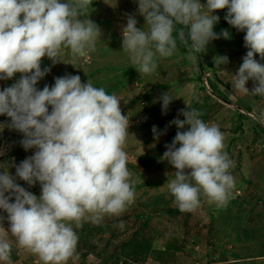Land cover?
<instances>
[{
	"label": "clouds",
	"instance_id": "9594fccd",
	"mask_svg": "<svg viewBox=\"0 0 264 264\" xmlns=\"http://www.w3.org/2000/svg\"><path fill=\"white\" fill-rule=\"evenodd\" d=\"M90 5L92 0H0V80L21 73L13 85L0 90V115L10 118L9 129L23 133L25 150L36 149L15 166V176L7 170L0 173V210L9 222L5 232V217L0 215V261L11 259L12 246L5 238L10 234L43 264H66L79 239L73 223L79 227L89 214L96 222L104 215L118 216L134 202L135 182L124 151L129 122L117 96L72 74L54 78L51 87H36L51 70L41 68L43 57L55 65L63 61L62 48L81 57L95 51L101 29L89 17L80 19ZM225 8L224 19L245 32L244 46L249 49L231 85L264 97V63L255 58L259 54L264 61V0H138L147 30L137 28L136 18L128 15L122 50L140 73L150 75L158 67L157 55L174 54L173 33L182 25L187 31L179 30L178 39L190 58L197 57L210 41L230 37L227 30L214 31L220 17L213 12ZM214 62L220 68L228 57L216 56ZM250 79L251 91L246 87ZM160 99L166 112L173 98L167 92ZM188 107L179 110L184 120L170 122L178 131L163 154L175 169L168 190L181 212L196 209L202 195L225 207L235 187L225 136ZM254 119L264 123V112ZM185 125L188 130H179ZM152 131L158 139L155 125ZM17 177L29 186L39 182L41 194L27 191L15 182Z\"/></svg>",
	"mask_w": 264,
	"mask_h": 264
},
{
	"label": "rangeland",
	"instance_id": "374dc122",
	"mask_svg": "<svg viewBox=\"0 0 264 264\" xmlns=\"http://www.w3.org/2000/svg\"><path fill=\"white\" fill-rule=\"evenodd\" d=\"M201 3L206 4V0ZM226 13V8L214 10L213 14L220 17L214 31L219 34L227 30L230 37L210 41L197 57L193 54L190 58L189 49L178 39V31L187 29L177 25L173 33L177 49L170 57L157 55L158 67L149 75L140 73L122 50V28L128 15L136 18L137 28L147 30L138 12V0H92L80 19L89 17L101 29L95 51L81 57L62 48L63 61L55 65L47 56L42 58L41 68L51 70L38 81L39 90L46 84L51 87L56 77L79 75L82 82L90 80L94 87L116 95L129 122L124 151L135 182L134 202L118 216L104 215L96 222L89 214L79 227L73 223L79 239L66 264H264V123L254 119L264 112V97L231 85L249 49L244 46L245 32L229 25L224 19ZM216 56H227L228 62L218 68ZM255 58L264 63L259 54ZM20 76L17 72L0 80V90L13 85ZM246 87L252 90L251 79ZM167 92L173 99L164 112L160 97ZM187 104L225 136L224 150L234 162L230 172L235 180L225 207L209 203L202 195L196 209L181 212L168 190L175 169L163 154L178 131L170 122L177 117L185 119L178 114L180 109L190 110ZM8 123L10 118L0 115V173L7 170L15 176V166L34 155L36 149L25 150L23 133L9 129ZM154 125L158 139L154 138ZM15 182L37 196L41 194L39 182L29 186L18 177ZM0 215L5 217L2 223L6 232L7 213L0 210ZM5 238L12 246L11 259L0 264H43L37 255L18 246L10 234Z\"/></svg>",
	"mask_w": 264,
	"mask_h": 264
},
{
	"label": "trees",
	"instance_id": "16d2710c",
	"mask_svg": "<svg viewBox=\"0 0 264 264\" xmlns=\"http://www.w3.org/2000/svg\"><path fill=\"white\" fill-rule=\"evenodd\" d=\"M138 247H141L142 248V245L138 246Z\"/></svg>",
	"mask_w": 264,
	"mask_h": 264
}]
</instances>
